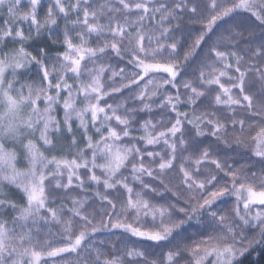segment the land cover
<instances>
[{
    "label": "snow or ice",
    "instance_id": "1",
    "mask_svg": "<svg viewBox=\"0 0 264 264\" xmlns=\"http://www.w3.org/2000/svg\"><path fill=\"white\" fill-rule=\"evenodd\" d=\"M257 249L264 0H0V264Z\"/></svg>",
    "mask_w": 264,
    "mask_h": 264
},
{
    "label": "trees",
    "instance_id": "2",
    "mask_svg": "<svg viewBox=\"0 0 264 264\" xmlns=\"http://www.w3.org/2000/svg\"><path fill=\"white\" fill-rule=\"evenodd\" d=\"M243 16L244 14H241V21L240 22H243ZM233 23H236V22H233ZM233 26L232 24H223L222 22V27H220L218 30H217V35H219L220 33H222L224 31V28H227V27H231ZM194 27H198V25H191V24H185L184 25V28L182 29V31H186L187 29L189 28H194ZM195 35V34H193ZM180 38V37H178ZM216 39V36H213L212 37V40L214 41ZM209 43H211V41H209ZM45 44H48L50 46V50H53L54 51V48L56 46H51L50 45V41L47 40V37H42L41 39L39 40H34L30 45H29V48L30 50H32L35 54V50L39 47V46H43ZM191 45V40H189L186 44H185V47H189ZM204 47V51L206 52L207 51V47L206 46H202ZM203 56V53H198V57L199 58H202ZM193 63L195 64L196 63V59H194ZM142 116H144L145 118H147V114H144L142 113L141 114ZM66 143H70V141L66 142ZM82 146V145H81ZM227 207H230L229 204H225V205H222V208H227ZM200 226L197 225L195 223V221L192 222V225L190 226L189 228V233L191 232H194L196 231ZM55 230V229H54ZM101 238H106V237H109L111 236L112 234L111 233H101L99 234ZM127 241H128V244L129 246H132V244L135 242V238H127ZM163 251H166V249H156V250H153L151 251V255L154 256V258H159V255L162 254ZM244 264H264V250H261V249H257V251L255 252H252L251 255L247 256V258L245 259L244 261Z\"/></svg>",
    "mask_w": 264,
    "mask_h": 264
}]
</instances>
